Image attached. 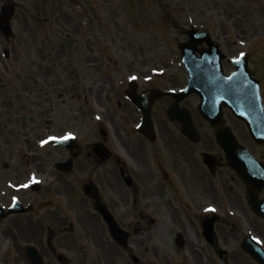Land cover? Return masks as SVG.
I'll list each match as a JSON object with an SVG mask.
<instances>
[{
	"label": "flooded vegetation",
	"instance_id": "flooded-vegetation-1",
	"mask_svg": "<svg viewBox=\"0 0 264 264\" xmlns=\"http://www.w3.org/2000/svg\"><path fill=\"white\" fill-rule=\"evenodd\" d=\"M66 3L88 4L83 15H90L88 25L94 27L96 0H0V11L7 5L12 9L13 36L3 40L21 45L23 31L30 30L32 36L39 24L48 30L59 26L66 21ZM50 11L51 19L46 16ZM206 48L202 44L198 50ZM221 49L223 72L232 73L230 59L241 50L224 44ZM166 75L157 73L148 80L127 76L125 88L117 92L124 95L122 101L108 93L111 106H105L113 117L107 126L94 119L87 141L78 132L77 149L65 150L71 166L56 170L57 181L36 191L23 187V181L10 186V195L14 192L28 211L0 220V264H262L253 252L264 254V219L253 212V203L264 199V189L245 185L210 124L198 113L195 121L198 96L170 94L184 87L175 81L156 84ZM84 98L87 105L96 100L102 106L103 96L92 85L84 87ZM132 99L151 105L153 134L139 132L142 113ZM175 106L190 111L197 139L181 132L180 121L168 118ZM159 108L164 118L159 117ZM223 119L232 128L231 119L236 127L243 125L228 110ZM233 131L249 148L247 140ZM98 143L106 146L110 157L95 152ZM5 196L0 192V203H7Z\"/></svg>",
	"mask_w": 264,
	"mask_h": 264
},
{
	"label": "rangeland",
	"instance_id": "rangeland-1",
	"mask_svg": "<svg viewBox=\"0 0 264 264\" xmlns=\"http://www.w3.org/2000/svg\"><path fill=\"white\" fill-rule=\"evenodd\" d=\"M96 5L94 27L88 25L90 15H83L88 4L66 3V21L48 30L34 20L38 28L32 36L23 31L21 45L6 44L0 35V192L6 193V206L15 194L10 195L9 181L30 175L58 180L54 165L68 152L52 138L81 131L87 141L96 116L102 122L113 117L106 96L122 101L117 92L127 76L165 73L171 77L156 84L184 85L178 45L192 25L208 30L224 47L247 51L264 95V0H96ZM46 16L51 19L52 11ZM88 85L103 96L102 106L96 100L87 105ZM193 113L196 121L197 109ZM159 114L164 118L162 108ZM230 122L264 159V147H255L244 126Z\"/></svg>",
	"mask_w": 264,
	"mask_h": 264
},
{
	"label": "water",
	"instance_id": "water-1",
	"mask_svg": "<svg viewBox=\"0 0 264 264\" xmlns=\"http://www.w3.org/2000/svg\"><path fill=\"white\" fill-rule=\"evenodd\" d=\"M0 26L2 31L9 36L10 12L6 8L3 9L0 16ZM197 32V29L193 27L189 33L190 40L181 46L185 65L190 71L189 85L181 95L196 92L202 97L199 110L215 129L217 141L226 151L230 165L236 169L247 185L251 184L255 189H262L264 188V164L256 160L246 148L238 144L231 129L225 125L222 119L223 107H228L237 118L246 123L251 137L258 144L264 145V108L259 81L252 75L246 58L235 62L237 71L230 77H225L219 66L211 68L212 73H201L204 69H201V66H195L194 61L196 60H193L195 58L193 51L198 44L203 41L208 42L210 48L206 51L210 56L209 58L216 57L217 61L220 62L221 54L216 49L217 44L210 40L208 32ZM206 59L208 62L213 61L208 59L206 54L199 61L203 62ZM144 110L146 112L141 131L149 134L153 129L151 108H144ZM168 114L171 119L180 118L182 120L183 133L189 136L197 134L188 111H186V115L184 114L185 118L178 116L175 108L171 109ZM56 142L63 143L72 150L75 148V140L73 139H60ZM95 151L104 158L109 156L102 144H97ZM65 165L68 164L57 163L58 168ZM254 211L264 217V200L254 204ZM5 214L0 207V215L4 216ZM260 256L257 254L258 259L264 264V256Z\"/></svg>",
	"mask_w": 264,
	"mask_h": 264
}]
</instances>
